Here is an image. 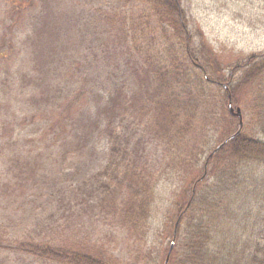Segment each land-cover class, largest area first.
<instances>
[{
	"label": "rangeland",
	"instance_id": "obj_1",
	"mask_svg": "<svg viewBox=\"0 0 264 264\" xmlns=\"http://www.w3.org/2000/svg\"><path fill=\"white\" fill-rule=\"evenodd\" d=\"M180 8L191 35L190 51L215 80L208 100L202 101L201 114H211V120L187 140L190 154L176 160V153L164 157L168 139L153 136L159 133L153 113L141 112L146 96L155 99L152 91L138 94V120L117 119L119 134L130 141V152L139 151L142 163L159 173L160 161L175 162L178 170L158 183L151 231L137 239L111 217L110 206L121 200L118 187L91 193L95 178L109 181L102 174L111 148L106 124L97 129L94 122L99 112L108 115L106 105L116 91L130 86L126 26L133 19L139 22L149 7L119 0H0V51L9 58L6 64L0 61V264H55L22 251L23 243L70 247L110 264H133L139 255L145 264H170L178 247L171 239L178 209L188 201L212 149L227 141L224 127L239 126L224 101L226 91L214 87L218 81L232 88L243 74L238 71L229 81L233 69L264 53V0H180ZM180 42L187 52L185 37ZM83 85L88 94L85 108L70 122L72 116L66 115L64 126L55 125L53 112L66 106L71 93ZM232 106L242 111L241 131L263 141L253 93L242 88ZM48 125H55L57 132L47 134ZM226 160L207 164L206 172L223 170ZM240 171L244 174L238 176L241 191L236 194L245 208L248 187L264 174V162L247 161L235 168L237 175ZM252 199L253 211L264 215V200Z\"/></svg>",
	"mask_w": 264,
	"mask_h": 264
},
{
	"label": "trees",
	"instance_id": "obj_2",
	"mask_svg": "<svg viewBox=\"0 0 264 264\" xmlns=\"http://www.w3.org/2000/svg\"><path fill=\"white\" fill-rule=\"evenodd\" d=\"M119 1L124 4L140 2L150 11L139 22L133 19L132 24L126 26L127 53L132 59L128 63L130 86L118 89L107 102L108 115L99 112V120L94 122L97 129L106 124L111 148L108 167L102 174L104 177L106 173L105 178L109 181L95 178L96 184L91 193H96L98 188L106 193L110 185H116L121 200L110 206L114 208L111 217L121 223L127 232L142 239L151 231L149 225L158 183L160 185L169 172L178 170L174 167L175 162L163 165L164 162L160 161L162 166L159 173L147 162L142 163L140 160L144 158L139 156L138 150L130 152L131 143L121 137L116 121L124 116L137 119V115L140 116L137 111L139 92L143 89L152 91L155 99L150 100L146 96L141 112H152V122L157 120L155 128L159 133L153 136L163 141L168 139L164 157L169 158L176 153L174 159L179 160L180 156L190 154V141L187 140L193 134H198L203 124L211 120V114L205 111L201 114L204 110L202 106H205L202 101L208 100L207 92L214 86L215 80L200 68L198 56L190 51L191 35L187 32L186 16L180 8V0ZM183 37L187 52L181 49ZM0 61H4L3 64L9 62L7 55L1 51ZM238 71H243L242 77L232 88L227 82L218 81L214 88L224 89V101L228 102L230 98L235 100L242 88H248L253 93L264 130V53L253 55L235 67L229 81ZM71 94L73 98H70V102L53 112L55 116L53 119L52 114V122L55 125L64 126L66 115L72 116L68 118L70 122L85 108V96L88 95L86 85ZM207 103L210 105V102ZM55 125H48L46 133L57 132ZM145 132L148 134L147 130ZM166 132H169V137ZM159 135L165 136L160 138ZM222 136L227 141L222 147L218 148V145L212 149L208 164L226 158L228 165L223 170H209L214 175L211 177L213 181L209 179L210 174L209 171L206 173L205 167L203 174L195 179L188 201L177 212L171 239L175 243L178 241V247L173 251L174 257L171 254L170 264H264V215L261 211H253L254 206L251 205L254 204L252 197L258 201L264 200V174L263 178L254 180L248 187V207L244 208L243 203L238 202L243 201L240 194H236L241 191L238 176L244 172L240 171L238 175L235 172V168L247 161L264 162V140L248 136L244 130L241 131L240 125L236 127L234 124L224 127ZM182 169L180 166L179 171ZM19 249L39 260L55 264H110L109 260L96 255L87 256L70 247L23 243ZM139 256L140 259L133 264H145L144 256Z\"/></svg>",
	"mask_w": 264,
	"mask_h": 264
},
{
	"label": "water",
	"instance_id": "obj_3",
	"mask_svg": "<svg viewBox=\"0 0 264 264\" xmlns=\"http://www.w3.org/2000/svg\"><path fill=\"white\" fill-rule=\"evenodd\" d=\"M229 111H230V113H231L232 116H234V117H238V118L240 119V124L242 125V122H243L242 111H241L240 108H238V109L235 111V109H234L233 106H232V101H231V99H230V103H229ZM173 247H174V243L171 245L170 253L172 252Z\"/></svg>",
	"mask_w": 264,
	"mask_h": 264
}]
</instances>
